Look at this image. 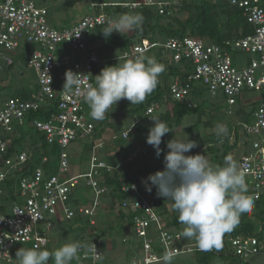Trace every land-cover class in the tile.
I'll return each instance as SVG.
<instances>
[{
    "label": "built area",
    "instance_id": "obj_1",
    "mask_svg": "<svg viewBox=\"0 0 264 264\" xmlns=\"http://www.w3.org/2000/svg\"><path fill=\"white\" fill-rule=\"evenodd\" d=\"M174 3L141 0L123 5L130 8L139 4L156 5L158 11L163 13L165 6ZM230 3L242 9L243 16L252 26L251 33L226 41L228 46L205 43L196 37H184L181 40L169 38L164 44L172 52L174 61L184 58L193 64L191 70L184 74L183 80L180 76H175L170 83L169 93L173 100L192 107L197 104L196 91L206 89L210 97H218L233 105L244 97V90H264V3L262 0H230ZM105 4L92 2V13L85 14L76 25L54 27L48 22L46 7L40 5L38 0H0V71L8 70L7 67L15 63L12 56H20L23 52L26 54L23 60L35 70L39 85L34 99L13 96L0 103V195L6 181L28 159L25 151H10L8 140L5 141L2 135L14 136L29 112L37 111L42 106L48 108L50 100L55 97H58L56 112H52L46 120L32 118L29 122L44 136L47 143L58 144L60 147L58 173L45 174L37 167L30 174L21 175L18 185H14L16 197L21 200L12 202L7 211L0 210V264H15V261L12 262V255L23 245L39 249L46 247L47 237L36 226L51 223L53 219L58 221L70 218L73 214L66 201L72 189L79 184V179L86 178V183L93 186L98 195L104 191L98 184V178L104 170L111 171L114 168L99 157L95 149L100 143H94L87 171L72 173L66 147L77 137L82 139L89 136L94 124L84 112L83 98L64 91L62 84L65 73L71 70L81 74L83 85H95L92 67L103 60L99 52L88 44L86 36L96 25L111 20L100 9ZM96 7L100 11H96ZM32 43L38 48L28 49ZM65 44L73 50L74 56L60 49ZM153 45L154 43L147 42L134 44L122 53V57L141 59L142 54ZM17 49L22 50L17 53ZM242 52L252 54L244 63L239 62V57H236ZM247 101L249 102L247 99L245 103ZM254 103V121L252 124L244 123V134L237 137V143L243 146L246 144L244 138L252 137L250 150L244 149L238 156L237 163L248 178L249 195L253 200L262 199L264 202V96L258 101L254 100ZM156 106L151 104L146 108L144 115L149 120L153 117ZM122 136L127 137L128 130L123 131ZM45 159L44 156L42 161ZM121 189L129 195V198L122 201V207L134 214L131 219L134 235L142 241L141 257L133 260L132 264L157 262L168 251L175 254L200 251L195 240L184 242L179 231L164 228V222L153 207L157 195L141 193L135 183L123 184ZM97 202L95 199L94 204ZM80 210L93 214L92 207ZM151 226L158 230V252L150 236ZM222 243L227 244L235 255L243 259L259 252L258 239L252 236L228 234L222 237ZM99 244V239L87 244L89 248L97 249L98 260H93L91 253L81 251L76 259L81 261L77 264H87L85 262L88 260V264L99 262L103 256Z\"/></svg>",
    "mask_w": 264,
    "mask_h": 264
},
{
    "label": "trees",
    "instance_id": "obj_2",
    "mask_svg": "<svg viewBox=\"0 0 264 264\" xmlns=\"http://www.w3.org/2000/svg\"><path fill=\"white\" fill-rule=\"evenodd\" d=\"M174 2V4H168L167 6H165L163 13H160L158 11L156 5L149 6L139 4L136 8L128 9L127 7L120 4H105L101 8V11H103L111 20L125 13L142 14L144 20L141 29L133 32V34L125 33L124 36L120 35L117 32H113L110 37L105 38L101 31L106 26L105 23L101 25H96L86 36L89 45L93 43V38L102 42L99 45L93 44L94 46H91L99 52L101 57V51L103 49L108 52V55H111L116 51L124 52L126 50H129L130 46L137 43H154V47H152L154 51L152 52L150 51L151 49L148 48L142 54L141 60L146 62L147 59L154 58L158 63L163 64L165 66V71L159 76V84L156 90L151 95H149L142 104L133 105L130 104L126 99H124L125 102H127L124 112L128 116L129 120H134L138 118L140 119L141 117H143L144 112L148 106H150L151 104L157 105L152 116L158 117L160 120L166 122L172 129V131L167 133L162 138V142L160 145L162 151L160 156L165 152L167 142L171 140L170 137L174 133V127L180 125L183 116L187 113H192V111L199 112V114L205 111L199 100L200 91H196L195 93L197 104L190 108L184 102L175 101L170 97L169 85L172 80L175 78V76H180L183 80L184 74L188 73V71L191 70L193 64L190 60L184 58H181V60L179 61H174L172 58V52L164 47V44L166 43L167 39L178 38L181 40L184 37H196L203 40L204 42L228 46L229 44H226V41H232L238 37L244 36L252 32V26L246 21L245 17L243 16L242 9L238 6L232 5L230 3V0H174ZM96 11H100V9L97 7ZM180 14L186 15L185 17L180 18ZM157 36H163V40L159 41V38L155 39ZM111 57L112 56H108L109 59L105 60L104 62L102 61L103 63L101 62L99 64L93 65L92 79L94 83V76L99 74L102 68L108 65H114L118 62V59H112ZM7 69V71L15 70L14 64L9 65ZM169 78H171V80H169ZM34 97L31 99H34ZM57 103L58 97H55L50 100L48 108L42 106L37 111L29 112L24 122L16 129L17 132V130H19L22 125H27L30 128H34L38 134L39 142H31L29 143V145H25V143H23V139L29 134V131L20 130V132L15 133L14 136L12 134L2 135L5 141L8 140V147L10 151H25L28 154V159L16 172H14L13 177L8 179L3 185L2 189L4 194L2 193L0 195V210H9L10 207L6 209V203L14 202L16 200L17 197L14 185H18V180L21 175L30 174L34 170V168L37 167H40L45 174L54 175L58 173L60 159L59 145L51 144L52 148L54 149L49 152H52L53 154L56 153L57 156V163L53 165L52 160H50L47 156V154L49 153L47 148L50 144L47 143L44 136L40 132H38L37 129L29 122L32 120V118L41 120H46L47 118H49L52 112H56ZM165 104H169L171 107L169 109L163 110L161 106ZM116 106L113 105L112 108ZM104 123L109 125V119L107 117L103 121H100L98 124H94L93 130L89 134L92 139L84 143L85 151H89V153L91 152V149L94 145V139L99 138V136L102 135V133L104 132ZM198 126V121H195L187 127L188 132H195L194 138L192 139L197 142V147H195L194 150L197 153L203 154L204 156L206 155V153H209L211 161L216 162L218 166H224V157L226 155H229V152L236 147V140L237 137H239L237 127L233 125V127L228 130V134L226 136H212L211 138H209L205 134L200 133V130L197 129ZM121 127H123V125H121L120 128ZM134 129L137 133L144 134L143 139H145L146 142V137L149 133L150 127H147V125H143L141 122L138 121L137 123H135ZM89 136L84 137L82 139L85 140ZM129 136L130 134H128V136L125 138L119 136L118 140H127ZM76 139L81 138L77 137ZM76 139H74L73 141H75ZM229 139H231L232 142L228 141ZM127 146L128 148L130 147L129 145ZM149 146L151 149H154L151 145ZM123 148L121 146H118V149L120 151ZM152 153L155 158H160V156L157 157L155 152ZM128 154L129 152L127 150V152L122 156V158L126 160ZM44 156L46 157V159L42 161V158ZM102 159L106 160L105 157H103ZM109 165L112 167L116 166V164H112L111 162H109ZM149 165L150 164L146 163V160L138 159L134 167L126 166L124 168H120L121 166H119V168L114 169L112 171H102V175L98 178V184L101 188L104 189V191H102L98 195H96L94 187L86 183L87 179L83 178L85 187L91 189L93 193L91 204L87 207L85 205H79L75 209L72 208V201H76L75 198H77V193H75L76 188L78 187L77 184L72 189L71 193L68 195V199L66 201L73 215L70 218L58 221H71L73 219L78 221L80 220V222H83V226L80 227L81 231L77 235L80 238V241L87 245L92 240L99 239L101 244L103 241L100 239L104 238L105 232H100L98 230H95L94 228L98 225L97 223H99L95 216L97 213L96 210L101 207L103 203L102 198L106 199V197H108L109 204L106 209L110 210V212L116 211L118 215L119 224L124 222L125 220L131 221L134 214L131 213V211H128V209L122 207V201L129 198V195L128 193L124 192L121 187L123 184L138 182L136 179L138 178V174H142L147 178L150 173H154L152 172V170H150L151 168L149 167ZM163 167L164 163L157 164L155 171L162 170ZM72 173L77 174L79 172ZM95 199L98 201L97 204H94ZM253 201L254 203L252 210L248 213L258 218L262 222V219L264 221V208L263 206L262 208L259 206V202H262V204H264V202L262 201V199ZM91 207L93 210V214L91 215L86 214L84 210H80L81 208L84 209ZM153 207L154 210H157V212L160 213L162 220L166 222L165 228L181 229L180 227H184V225H182L178 221V213L172 210L171 202L165 201V198H154ZM87 225L91 229L84 230V227ZM236 227L237 228H235L231 232L232 235H253L255 224L250 220L240 219V222ZM121 234L122 237L125 233L121 232ZM48 245L49 243L46 247L42 248L41 250L53 251V247ZM15 249L16 248H14V251ZM196 253L199 255H205V264H211V258L213 257H217L220 259L223 257L230 256L239 257L238 255H235L232 252V249L227 244H223V247L220 251H216L215 249H213L212 251H197ZM12 257V262L15 261V264H18L16 259V253H13ZM80 261L81 260H76V262Z\"/></svg>",
    "mask_w": 264,
    "mask_h": 264
},
{
    "label": "clouds",
    "instance_id": "obj_3",
    "mask_svg": "<svg viewBox=\"0 0 264 264\" xmlns=\"http://www.w3.org/2000/svg\"><path fill=\"white\" fill-rule=\"evenodd\" d=\"M122 3L118 4L123 5ZM143 20L144 17L140 13L121 14L115 19L109 20L101 31L105 38L110 37L113 32L124 36L125 33L140 30ZM164 71L165 66L158 63L154 58H149L145 62L141 59L118 57L116 64L105 66L99 74L94 76L95 85L87 84L85 86L82 84L81 74L71 70L67 71L63 90L82 97L90 108L91 118L103 121L113 105L122 103L121 99H126L133 105L142 104L156 90L159 84V76ZM150 119L154 123L152 122L153 125L149 129L146 142L154 148L157 157H159L162 151L160 148L162 138L172 129L158 117H150ZM130 121L131 125H123L119 134L115 133L111 138L118 139L119 136L124 138L122 136L123 131L128 130L129 134V131L134 128L135 123L139 120ZM92 122L96 124L94 121ZM227 134L226 126L217 125L218 136H226ZM246 138H244L245 141ZM98 143L100 145L96 147L95 152L99 155L97 148L103 143ZM245 145L238 144L236 140V147L232 152L235 153V149L240 146L241 153L245 149ZM195 147H197V142L189 138L182 140L174 137L169 140L167 142L168 151L163 159V169L150 173L146 179L142 180V183L148 192H151L152 187L155 186L157 195L155 199L158 197L165 198V201L171 202L172 210L178 213V221L184 227L169 230L179 231L184 242L195 240L201 252L212 251L213 249L220 251L223 247L222 237L228 233L231 234L239 224L241 215L252 210L254 201L253 197L248 194L245 172L237 163L240 153L238 155L237 153L233 154L237 160H234L230 154L226 155L224 166L221 167L210 164L203 154H186ZM99 157L103 158L102 155ZM105 161L107 162V160ZM107 163L109 164V162ZM117 167V165L114 166L111 171ZM135 184L138 183L135 182ZM139 189L143 193L144 190L140 187ZM155 211L162 220L160 213ZM163 222L165 228L166 222ZM154 235L151 231V238ZM157 236L158 233H156L155 243H157ZM242 236H252L258 239L257 235L246 234ZM0 245H2V241H0ZM81 251L91 253L93 260L99 259L97 249L95 247L89 248L82 242L65 243L54 251L39 248H19L16 251V259L18 264H49L50 261H53V264H74L75 262L72 263V261L79 258ZM178 254L168 251L161 260L163 264H172L174 256ZM140 257L139 254L136 256L137 259Z\"/></svg>",
    "mask_w": 264,
    "mask_h": 264
},
{
    "label": "rangeland",
    "instance_id": "obj_4",
    "mask_svg": "<svg viewBox=\"0 0 264 264\" xmlns=\"http://www.w3.org/2000/svg\"><path fill=\"white\" fill-rule=\"evenodd\" d=\"M100 1L102 0H96V3H101ZM109 1H118L119 3L123 2L122 4L125 3L128 4L132 1H141V0H130V1L109 0ZM164 1L173 2L174 0H164ZM92 2L93 0H41V1L38 0V3L40 5H44L47 9V19L49 24L56 27L72 26L73 24L78 23L85 14L92 13L93 11L91 5ZM262 3H264V0H262ZM125 7H127L128 9H132L129 6H125ZM96 9L97 7L95 8V10ZM185 15L186 14H180L179 16L180 18H183L185 17ZM130 33L133 34V32ZM157 38H159V41L163 40V36H159V37L157 36L155 39ZM92 42L93 43L90 44L91 46H94L93 44L99 45L102 43L100 40H96L94 38ZM152 47L150 48L151 49L150 51L153 52L154 49ZM32 48H38V46L35 43H32L29 45L28 49H32ZM60 49H62L70 56L73 54V50L67 44H65V46ZM21 50L22 49H17V53L21 52ZM101 53H102V60L104 61L106 60V58H108V56H112L115 59H118V57H122V53L119 51H116L111 55H108V52L105 51V49H103ZM25 55L26 54L25 53L23 54L22 52L20 56L19 55L12 56L15 59V63H14L15 70L7 71L5 69L3 71H0V102H3L7 98L13 96H19L22 97L23 99H31L37 94L38 85L36 83V72L33 68L28 67L25 64L23 60L25 58ZM251 55L252 54L250 53L242 52L239 53V55L236 57H239L238 58L239 62L244 63L248 60V58ZM169 80H171V78H169ZM243 94L244 97L249 100V102L247 101L244 105H242L241 104L242 99H238L237 103L230 105L225 100L219 99L218 97H213V98L210 97L209 92L206 89H202L199 95V100L205 111L201 114H199V112L192 111V113L190 112L184 115L180 125L174 127L173 130L174 133L170 137V139H173L175 137L182 140H187L188 138L193 140L192 138H194L195 132L193 131L188 132L187 127L195 121H198L199 126L197 127V129L200 130V133L205 134L209 138H211L212 136L218 137L217 125H224L227 127L228 130H230L233 127V125H235V127H237L238 130V135L242 136L244 134V123L252 124L254 121V115H253L254 106H255L254 100L258 101L261 97H263L264 90L261 91L244 90ZM121 102L122 103L119 104L118 106L110 108L108 110V113L106 114V117L109 119V125L104 123V128H103L104 132L102 133V135L99 136V138L95 139V143L98 142L103 143L99 148H97V151L100 156L102 155V157L107 158L106 159L107 161L111 162L112 164H116L118 166L117 168H119V166H121L120 168H124L126 166L134 167L138 159L139 160L142 159V160H146V163L150 164L149 165V167L151 168L150 170H152V172H155V168L157 164L163 163L164 155L168 151L167 146L165 152L160 156V158H155L152 153L155 152V150L151 149L150 146L145 142V139H143L144 134L137 133L134 128H132L129 131L130 136L127 138V140L119 141L116 138H110L115 133L119 134L121 125H131L130 124L131 121L128 119V116L124 112L127 102H125L124 99H122ZM170 107L171 106L169 104H165L161 106L163 110L169 109ZM84 112L87 115L88 119H91L92 121L96 122V124L100 122L91 118L90 108L87 105V103H85ZM138 120L143 125H147V127H151L153 125L151 120H148V118L145 117L144 115L140 119L138 118ZM20 130L29 131V134L25 136L23 139V143H25V145H29V143L31 142H39L38 134L34 128H30L27 125H22L19 128V130H17V132L19 133ZM91 139L92 137L90 136L85 140L76 139L66 147V151L69 153L71 157L70 163H71L72 172L83 173L87 171L89 151H85L84 143L86 141H90ZM251 140L252 137L246 138V145H245L246 150H250ZM228 141L232 142L231 139H229ZM126 144L129 145L130 147L128 148ZM118 146L124 148L121 149V151L120 150L115 151V148H118ZM107 148L115 151V153L108 154ZM52 149H54L52 148V145H49V147L47 148L48 152L51 151ZM194 149L195 148L191 149V151H193ZM127 150L129 154L127 159L124 160L122 156L127 152ZM240 150L241 148L240 146H238L235 149V153H237L238 155L240 153ZM232 151H230L229 154L233 156V154L235 153ZM196 153L197 152L194 150L193 152H189L186 154H196ZM47 156L50 160H52L53 165L57 163L56 153L53 154L52 152H49ZM205 157L207 158L210 164L214 166H218L216 162L210 160L209 153H206ZM137 177H138L136 178L138 181L137 187L143 189L144 194L148 196L149 195L155 196L156 195L155 186H153L154 188L152 187L151 192H148L146 191L144 183H142V180H144L146 177L142 174H138ZM245 179L248 186V190H249L248 194H249L250 187H249L248 178H246L245 176ZM75 193H77V196L75 194L77 198H75L76 201L74 200L72 201L71 206L73 209H75L79 205H85L87 207L91 204L93 193L91 189L85 187L83 178L79 179V184L78 187L76 188ZM20 200H21L20 197L16 199L17 202H19ZM0 202H1V198H0ZM102 202L103 203L101 207H99L96 210L97 213L95 218H97L99 223H97L98 225L94 228L95 230H98L100 232L103 231L105 232L104 238L100 239L103 241L100 244V247L103 252L102 253L103 256L97 264H132V261L137 260V258L136 256L129 258V251L131 249L133 250V252H137L139 255H141L142 241L140 238H137L134 235V226L131 221L125 220L119 225L118 215L116 211L110 212V210L106 209L109 204L108 197H106V199L102 198ZM11 205L12 202H7L6 209H8ZM259 206L261 208L263 206L264 208V204H262V202H259ZM240 219L243 220L247 219L253 222L255 224L253 235L259 236L261 240L262 238H264V236L262 235L263 225L258 218L254 217L253 215H250L249 213L247 214L245 213L241 215ZM82 226H83V222H80V220L78 221L73 219L71 221H56L53 219L51 223L46 222L42 225L40 224L39 226H36V229L39 232L41 231L43 232V234L47 237L46 241H48L49 243L48 246H52L54 251L55 249L59 248L65 243L82 242L80 241V238L77 236L80 233L81 231L80 227ZM89 229L91 228L88 227V225L84 227V230H89ZM150 230L153 232V234H155L152 238L154 240V244L156 245V249L158 250L159 244L155 243L156 233H158V230L154 226H151ZM121 231L125 232V234H123L124 235L123 238L122 237L120 238V236L118 235ZM124 238L125 239L127 238V240H124ZM107 239L110 240L112 239L113 242ZM29 247L30 245L26 244L21 246L20 248H29ZM224 261H227L225 257L221 259L217 257L211 258V263L213 264H223ZM72 262H75L77 264L76 260H73ZM85 263L87 264L90 263V260H88V262ZM49 264H53V261H50ZM154 264H163V261L161 260ZM172 264H205V263L199 261V255L196 252L191 251V252H185L175 255Z\"/></svg>",
    "mask_w": 264,
    "mask_h": 264
},
{
    "label": "crops",
    "instance_id": "obj_5",
    "mask_svg": "<svg viewBox=\"0 0 264 264\" xmlns=\"http://www.w3.org/2000/svg\"><path fill=\"white\" fill-rule=\"evenodd\" d=\"M130 1V0H129ZM93 2H96V0H93ZM100 2H103V3H109V4H118L119 2L118 1H109V0H102V1H100ZM124 2H127V1H124ZM122 3V2H121ZM64 27V26H63ZM129 34H131V33H129ZM107 59H109V58H106V60ZM112 59H115L114 57H112ZM104 61V60H103ZM242 100H241V104L242 105H244L245 104V101L247 100L245 97H243V98H241ZM111 138V137H110ZM109 138V139H110ZM110 143V142H109ZM109 148V147H108ZM107 148V149H108ZM119 149L118 148H115V151H118ZM107 151V150H106ZM115 151H113V150H110V149H108V154H114L115 153ZM233 158H234V160H237V157H235V155H233ZM107 159V158H106ZM131 222H132V220H131ZM262 225H263V230H262V235L264 236V221H263V219H262ZM133 224V223H132ZM120 225V224H119ZM134 226V225H133ZM122 232V231H121ZM121 232L118 234L119 236H120V238H121ZM125 233V232H124ZM124 236V235H123ZM122 236V237H123ZM107 240H110V239H107ZM122 240V239H121ZM111 241V240H110ZM258 246H259V252L258 253H256V254H254V255H251V257H249V258H246V260L245 259H241V258H239V257H236V258H234L235 256H230V257H225L226 259H227V261H224V263L225 264H264V238H262V240L260 239V237L258 236ZM199 255V254H198ZM134 256H137V253L136 252H133V250H131L130 249V251H129V258L130 257H134ZM205 257V255H199V261H201V262H205L206 261V259L204 258ZM251 258V259H250ZM248 259H250V260H248ZM223 263V264H224ZM211 264H213V263H211Z\"/></svg>",
    "mask_w": 264,
    "mask_h": 264
}]
</instances>
